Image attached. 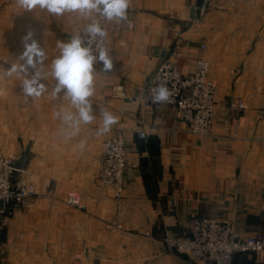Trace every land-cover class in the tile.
Returning <instances> with one entry per match:
<instances>
[{"label": "crops", "instance_id": "1", "mask_svg": "<svg viewBox=\"0 0 264 264\" xmlns=\"http://www.w3.org/2000/svg\"><path fill=\"white\" fill-rule=\"evenodd\" d=\"M76 13L32 12L0 0V154L27 151L22 174L37 194L0 216V264H201L170 250L162 238L193 217H227L241 235L264 231V0H131L128 20L107 39L113 68L95 65V119L63 121L75 112L49 75L79 24ZM32 32L43 49L36 61L45 91L27 96L20 65L23 37ZM202 46H204L202 48ZM216 83L213 133L186 129L175 107L140 100L165 60L194 71L199 53ZM125 84L126 97L113 88ZM241 99L245 107H230ZM117 123L98 134L102 111ZM122 129L127 147L123 197L98 179L108 138ZM143 133V138H141ZM82 194L69 205L67 191ZM236 253L233 264H264Z\"/></svg>", "mask_w": 264, "mask_h": 264}, {"label": "built area", "instance_id": "2", "mask_svg": "<svg viewBox=\"0 0 264 264\" xmlns=\"http://www.w3.org/2000/svg\"><path fill=\"white\" fill-rule=\"evenodd\" d=\"M95 19L100 18L96 15ZM92 21L79 24L76 34H82L84 27ZM101 24L107 32V48L108 36L119 32L124 22L101 20ZM161 83L166 84L171 97L160 105L175 107L190 133L211 135L217 107L216 83L209 75V63L201 52L194 71L190 73H183L172 61H163L147 82L140 100L148 106L155 105L150 93ZM112 94L126 97L125 84L115 86ZM229 106L242 108L245 104L241 99H230ZM16 161L15 155L0 154V216H6L13 208L37 194L35 183L15 168ZM126 165L125 135L118 128L105 143L97 173L100 182L112 187L116 200L124 194ZM65 200L73 207H83L82 194L77 189L67 191ZM162 242L170 250L201 264H233V256L237 252L264 255V231L243 236L236 230L234 221L227 217H193L184 231L171 232L162 238Z\"/></svg>", "mask_w": 264, "mask_h": 264}, {"label": "clouds", "instance_id": "3", "mask_svg": "<svg viewBox=\"0 0 264 264\" xmlns=\"http://www.w3.org/2000/svg\"><path fill=\"white\" fill-rule=\"evenodd\" d=\"M17 5L26 12H32L39 7L55 16L65 13H76L79 17L87 18L93 13L100 19L87 24L82 34H74L67 42L58 41L59 55L52 61L49 75L55 80L57 94H62L70 100L75 112H57L58 119L63 121L75 120L77 124H90L94 121L93 107L90 97L94 95L95 65L101 64L104 71L113 68V60L109 50L105 47L107 32L102 27L101 20L121 23L128 20V10L131 0H16ZM24 51L20 56L21 64L13 65L8 75L24 72L27 76L23 81V92L27 96H39L45 88L41 83L43 77L39 72L33 71L30 75L28 69L36 68V61H43L44 52L35 34L27 33L23 37ZM153 103L168 102L171 92L165 83L159 84L151 90ZM102 127L98 134L108 133L117 123V118L109 111H102ZM143 138V133H141Z\"/></svg>", "mask_w": 264, "mask_h": 264}, {"label": "water", "instance_id": "4", "mask_svg": "<svg viewBox=\"0 0 264 264\" xmlns=\"http://www.w3.org/2000/svg\"><path fill=\"white\" fill-rule=\"evenodd\" d=\"M27 158H28L27 151H23L21 155L18 157L16 163L14 164L15 168L24 171L27 163Z\"/></svg>", "mask_w": 264, "mask_h": 264}, {"label": "rangeland", "instance_id": "5", "mask_svg": "<svg viewBox=\"0 0 264 264\" xmlns=\"http://www.w3.org/2000/svg\"><path fill=\"white\" fill-rule=\"evenodd\" d=\"M1 154H5V153H1ZM249 254H251V253H249ZM251 256H253L254 258H258V259H259V257H261L260 254H252ZM262 259H263V258H262Z\"/></svg>", "mask_w": 264, "mask_h": 264}, {"label": "trees", "instance_id": "6", "mask_svg": "<svg viewBox=\"0 0 264 264\" xmlns=\"http://www.w3.org/2000/svg\"><path fill=\"white\" fill-rule=\"evenodd\" d=\"M237 253H239V252H237ZM240 253H243V252H240ZM236 254V253H235ZM235 254H234V256H235ZM234 256H233V260H234Z\"/></svg>", "mask_w": 264, "mask_h": 264}]
</instances>
